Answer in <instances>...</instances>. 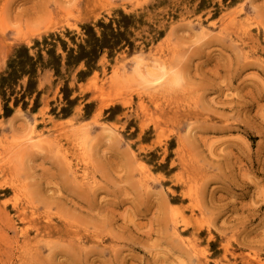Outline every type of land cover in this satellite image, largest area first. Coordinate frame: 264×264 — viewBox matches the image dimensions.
Wrapping results in <instances>:
<instances>
[{
  "label": "rangeland",
  "instance_id": "374dc122",
  "mask_svg": "<svg viewBox=\"0 0 264 264\" xmlns=\"http://www.w3.org/2000/svg\"><path fill=\"white\" fill-rule=\"evenodd\" d=\"M0 264H264V0H0Z\"/></svg>",
  "mask_w": 264,
  "mask_h": 264
},
{
  "label": "bare ground",
  "instance_id": "6f19581e",
  "mask_svg": "<svg viewBox=\"0 0 264 264\" xmlns=\"http://www.w3.org/2000/svg\"><path fill=\"white\" fill-rule=\"evenodd\" d=\"M201 24V23H200ZM206 32V31H205ZM157 77V76H156ZM175 211V210H174ZM174 211H172V212H174ZM175 214V213H174ZM181 215H178V216H176L174 219L176 220V219H178L179 217H180ZM173 217H174V215H173ZM184 218V217H183ZM173 219V220H174ZM184 220H186L185 218H184ZM179 221V220H178ZM186 222V221H185ZM184 222V223H185ZM175 224V223H174ZM179 224V223H178ZM186 224V223H185ZM177 225V224H176ZM181 226V225H180ZM186 226V225H185ZM184 228V227H183ZM179 229V228H178ZM182 229V228H181ZM196 230V229H195ZM195 232V231H194ZM183 234V233H182ZM178 238V237H177ZM187 239V238H186ZM188 240V239H187ZM189 245V244H188Z\"/></svg>",
  "mask_w": 264,
  "mask_h": 264
}]
</instances>
